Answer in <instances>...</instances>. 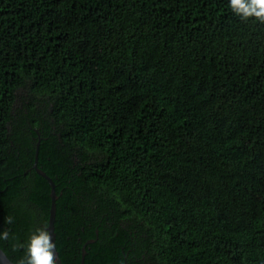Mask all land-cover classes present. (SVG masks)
<instances>
[{"label":"trees","instance_id":"1","mask_svg":"<svg viewBox=\"0 0 264 264\" xmlns=\"http://www.w3.org/2000/svg\"><path fill=\"white\" fill-rule=\"evenodd\" d=\"M36 144L62 264H264V23L229 0H0L14 264L48 225Z\"/></svg>","mask_w":264,"mask_h":264},{"label":"clouds","instance_id":"2","mask_svg":"<svg viewBox=\"0 0 264 264\" xmlns=\"http://www.w3.org/2000/svg\"><path fill=\"white\" fill-rule=\"evenodd\" d=\"M229 6L242 20L254 17L264 23V0H229ZM6 222L11 223V218H8ZM0 238L7 239L8 232L4 231L0 234ZM55 259L52 235L46 229H36L29 238L27 255L21 264H55Z\"/></svg>","mask_w":264,"mask_h":264},{"label":"water","instance_id":"3","mask_svg":"<svg viewBox=\"0 0 264 264\" xmlns=\"http://www.w3.org/2000/svg\"><path fill=\"white\" fill-rule=\"evenodd\" d=\"M37 144H36V151H35V160L33 163V167L36 170V172L42 176L43 178H45L47 180V182L49 183L50 187H51V191H50V197H51V205H50V209H49V219H48V225L46 227V230L52 235V240L54 243V238H55V233H54V217H55V205H54V200L56 199V193L54 191V184L52 179L47 176L43 171H41L40 169L37 168L36 166V160H37ZM93 240H90L88 242H92ZM85 254L84 251V247H82V258ZM55 264H62L58 253L56 251L55 248ZM0 264H14L7 256L6 254L3 252V250L0 248ZM81 264H82V259H81Z\"/></svg>","mask_w":264,"mask_h":264},{"label":"flooded vegetation","instance_id":"4","mask_svg":"<svg viewBox=\"0 0 264 264\" xmlns=\"http://www.w3.org/2000/svg\"><path fill=\"white\" fill-rule=\"evenodd\" d=\"M88 242V241H87ZM109 264H111V263H109Z\"/></svg>","mask_w":264,"mask_h":264}]
</instances>
